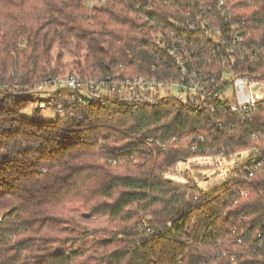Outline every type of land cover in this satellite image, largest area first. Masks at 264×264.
I'll return each mask as SVG.
<instances>
[{"label":"trees","instance_id":"trees-1","mask_svg":"<svg viewBox=\"0 0 264 264\" xmlns=\"http://www.w3.org/2000/svg\"><path fill=\"white\" fill-rule=\"evenodd\" d=\"M87 1L0 0V264H226L223 253L264 264L252 251V236L264 229V168L253 167L264 157V101L244 117L220 101L173 97L90 99L65 105V117L51 121L38 108L21 114L46 76L179 77L153 34L219 1L228 13L219 24L230 19L244 31L241 41H228L231 70L264 79V0ZM148 4L155 13L147 21ZM238 48L246 51L237 55ZM221 58L194 57L218 68ZM173 137L178 145L162 150L158 143ZM222 151L247 153L205 187L189 174L185 183L166 176L180 160ZM71 207L107 219L105 229L70 219Z\"/></svg>","mask_w":264,"mask_h":264},{"label":"built area","instance_id":"built-area-1","mask_svg":"<svg viewBox=\"0 0 264 264\" xmlns=\"http://www.w3.org/2000/svg\"><path fill=\"white\" fill-rule=\"evenodd\" d=\"M99 1L102 0H88L87 5L92 7ZM190 3L183 8L184 12L187 6H192ZM144 8L148 12L144 16L155 13L151 4ZM215 9L211 5L203 4L198 10H191L190 22L184 20L175 22L169 19L170 24L159 26L153 34V44L172 58L175 69L180 73L179 77L172 73L160 76L145 74L125 76L113 73L104 78L76 73L46 76L30 89L33 95L39 97L37 108L41 111L52 107L57 110L58 117L64 118L65 105H84L90 99L115 98L127 103H152L158 99L173 97L181 102H203L205 99L220 101L232 114L244 117L255 109L259 101H264V79L247 72L234 73L231 70L230 65L235 63V59L230 55L234 54V49L228 41L232 40L233 44L241 41L244 31L236 30L237 26L231 25L230 19L224 21L221 19L224 23L219 24L221 16L226 18L228 14L223 9L222 1H219ZM146 20H150L148 16ZM150 22L151 25H156L154 20ZM198 37L204 38L212 45L208 47L199 44L196 40ZM217 45L221 46V51ZM235 50L237 55H241L246 48ZM199 53L211 56L221 54V67H215L211 63L208 66L199 65L194 59ZM228 55L230 64L227 61ZM172 87L175 89L174 93L170 92ZM210 108L213 109L212 104ZM198 139L202 140L203 135H199ZM178 142L173 137L158 145L165 150L168 144L178 145ZM189 149L196 151L194 145ZM217 155L226 156L223 151ZM253 167L264 168V157L258 159ZM245 195V192H241V196ZM252 241V251L255 250L264 258V229L252 236ZM223 255L226 256V264H239L236 256H227L226 253Z\"/></svg>","mask_w":264,"mask_h":264},{"label":"rangeland","instance_id":"rangeland-1","mask_svg":"<svg viewBox=\"0 0 264 264\" xmlns=\"http://www.w3.org/2000/svg\"><path fill=\"white\" fill-rule=\"evenodd\" d=\"M170 92L174 93L175 89L172 87ZM38 99V96L32 95V99L29 101V104L21 110V114L24 117L30 118L32 116L33 110L37 108ZM56 111L57 110L52 107L45 108L40 111V116L44 121H51L58 116ZM246 153L247 151H242L228 157L221 155H205L192 157L190 159H186L185 161L180 160L173 167L169 168L166 176L172 180L185 183L187 182L185 174H189L191 181H194L199 187H205L209 183L224 177L233 162L236 159L243 157ZM68 216L70 219L77 220L87 227L99 230H104L105 225L108 222L107 219L103 218L93 216L85 217L82 215L78 207H71L68 211ZM90 240L91 247L101 246L99 244V240L92 238H90Z\"/></svg>","mask_w":264,"mask_h":264},{"label":"water","instance_id":"water-1","mask_svg":"<svg viewBox=\"0 0 264 264\" xmlns=\"http://www.w3.org/2000/svg\"><path fill=\"white\" fill-rule=\"evenodd\" d=\"M2 216H3V212L0 211V220H1Z\"/></svg>","mask_w":264,"mask_h":264}]
</instances>
